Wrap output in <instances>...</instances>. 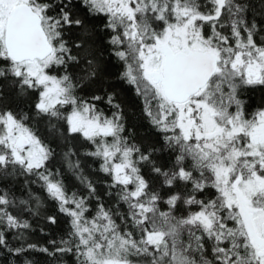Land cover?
<instances>
[{"label":"snow or ice","instance_id":"snow-or-ice-1","mask_svg":"<svg viewBox=\"0 0 264 264\" xmlns=\"http://www.w3.org/2000/svg\"><path fill=\"white\" fill-rule=\"evenodd\" d=\"M0 264H264V0H0Z\"/></svg>","mask_w":264,"mask_h":264},{"label":"trees","instance_id":"trees-1","mask_svg":"<svg viewBox=\"0 0 264 264\" xmlns=\"http://www.w3.org/2000/svg\"><path fill=\"white\" fill-rule=\"evenodd\" d=\"M256 98L259 99V93L256 94ZM38 239H41L42 241V238H40L39 236H37Z\"/></svg>","mask_w":264,"mask_h":264}]
</instances>
